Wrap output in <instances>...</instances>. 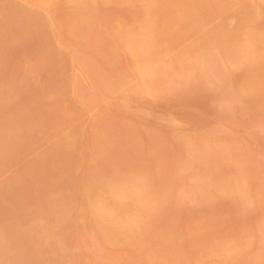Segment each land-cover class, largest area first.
Listing matches in <instances>:
<instances>
[{"label":"rangeland","instance_id":"rangeland-1","mask_svg":"<svg viewBox=\"0 0 264 264\" xmlns=\"http://www.w3.org/2000/svg\"><path fill=\"white\" fill-rule=\"evenodd\" d=\"M0 264H264V0H0Z\"/></svg>","mask_w":264,"mask_h":264}]
</instances>
